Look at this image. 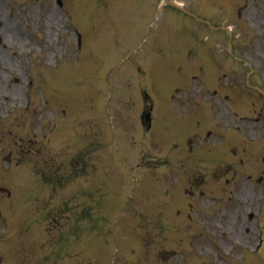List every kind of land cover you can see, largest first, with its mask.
Here are the masks:
<instances>
[{
	"label": "rangeland",
	"instance_id": "1",
	"mask_svg": "<svg viewBox=\"0 0 264 264\" xmlns=\"http://www.w3.org/2000/svg\"><path fill=\"white\" fill-rule=\"evenodd\" d=\"M177 1L232 30L233 60L225 31L161 0H0V264H264V248L248 254L264 234V97L232 107L217 86L225 80L250 96L249 72L248 82L264 88V0ZM39 65L50 73L36 89L28 81ZM141 87L155 102L151 130L141 123ZM175 87L189 109L212 103L216 118L176 113ZM221 101L230 115H219ZM236 122L238 131L230 129ZM209 133L194 145L209 167L216 155H235L234 169L255 174L242 196L233 170L211 178L209 168L200 172L205 184L193 183L190 160L179 156L173 168L164 161L187 156L189 138ZM225 178L230 199L214 210L207 188L225 187ZM95 212L107 224L92 229L87 216ZM190 233H199V246L186 263Z\"/></svg>",
	"mask_w": 264,
	"mask_h": 264
}]
</instances>
